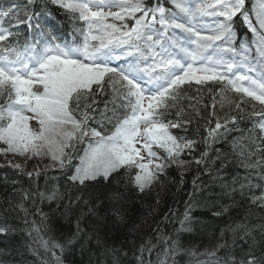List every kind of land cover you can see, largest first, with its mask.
I'll list each match as a JSON object with an SVG mask.
<instances>
[{
	"label": "snow or ice",
	"instance_id": "6c2138e0",
	"mask_svg": "<svg viewBox=\"0 0 264 264\" xmlns=\"http://www.w3.org/2000/svg\"><path fill=\"white\" fill-rule=\"evenodd\" d=\"M170 2L172 8L159 3L149 6L145 0H52V3L72 14L74 19L87 22L88 32L82 43H58L57 38L45 32L39 22L34 23L39 13L31 14L29 6L36 0H26L23 5L12 0L7 8L0 4V97H7V103L0 105V144L4 145L0 147V154H48L60 168L72 166V174L67 179L74 185L85 187L86 182L108 181L113 173L122 168L126 172L135 169L132 183L137 191L143 193L167 167L189 163L181 157L186 150H195V140L178 137L171 131L180 128L183 122L167 119L170 108H177V116L183 111L177 105L181 86L193 81L198 85L226 83L231 91L264 105V0H259L253 10L255 24L245 8L246 0ZM237 15L253 37L250 41L241 42L239 50L233 23ZM109 17L112 22H109ZM205 17L213 18L207 34L201 28L202 18ZM4 18H8L9 27H4ZM127 19L134 22L131 27L127 23L115 22ZM13 21L16 26L26 24L36 29L33 37L26 38L23 44L18 40L3 43L18 35L11 31ZM177 30L183 35H178ZM116 61L123 63L113 66ZM106 84H110L116 93L112 116L102 113V118L95 120L88 111L95 100L89 103V97L93 96L94 86L96 91H103ZM117 109H123L124 114H118ZM254 115L261 117L255 122L259 135L253 129L241 131L236 126V118L232 117L224 124L217 119L215 127L207 130L205 139L216 143L226 140L232 131L240 132L230 142L231 154L248 175L234 176L231 181L221 179V183L226 195L237 193L245 197L253 189H260L261 194L253 193L250 199L252 203L259 202L264 207V155H258L264 153V112ZM32 120L37 122L38 130L31 127ZM89 120H95L101 128L107 121L112 124V130L106 134L91 127ZM229 123L234 127L229 128ZM222 127L223 132L220 131ZM83 143H86V148L79 157V164L72 165V153ZM158 150H162L164 155ZM216 151V158L220 159L222 154L219 149ZM207 155V151L201 153L200 159L195 162L203 163ZM223 155L225 158L221 159V167H226L227 154ZM9 166L20 169L19 164L9 162ZM254 172L260 183L251 182ZM33 195L41 201H56L58 206L63 199L56 190L47 195L40 191L32 194L22 190L21 200L15 207L25 216L28 214L25 202ZM123 198L118 191L109 193V210L104 215L98 211L99 202L92 204L83 200L88 213L96 216L98 221L91 233L84 232V242L94 240L102 249L101 255L112 256V264H119L118 252L125 256L127 253L102 242L99 229L104 226L108 214L113 217L114 227L126 223L121 206ZM76 201L79 202L80 197ZM31 203L36 201L33 199ZM72 203L70 199L64 206L62 211L65 215ZM44 216L47 218V214ZM79 219L76 232L68 241L70 244L80 238L83 231ZM192 222L186 212L181 230L191 232ZM25 223L28 221L25 220ZM256 228H259L264 240V224L250 228L240 222L229 229L233 233V243L237 233L239 239L248 242V250H242V255H235L227 241L218 243L204 254L212 258V264H264V244L253 236ZM8 231L12 229L0 226V233ZM28 234L31 235V232ZM168 240L171 243L166 247L165 259L160 264H167L168 254L175 255L181 250L178 237H166L165 242ZM43 245L47 249L48 242L43 241ZM258 245L260 251L256 254ZM52 247L63 251L64 246L53 242ZM151 247L150 242H146L136 250L139 253L137 264H144V252L147 250L150 253ZM221 249H225L223 257L217 256ZM190 254L195 255L194 252ZM57 261L59 264V258Z\"/></svg>",
	"mask_w": 264,
	"mask_h": 264
},
{
	"label": "trees",
	"instance_id": "16d2710c",
	"mask_svg": "<svg viewBox=\"0 0 264 264\" xmlns=\"http://www.w3.org/2000/svg\"><path fill=\"white\" fill-rule=\"evenodd\" d=\"M36 1L43 2L42 7L49 9L56 21L63 23V27H66L69 18H73L72 14L58 6H50L44 0ZM147 1L148 3L165 2V0ZM22 25L28 27L26 24ZM115 95L110 84H106L103 91H96L94 86L89 103L92 99L95 103L88 111L95 120H100L102 113L112 116ZM178 96L177 105L183 111L180 116H177V108H171L176 110L174 114L172 112L171 115L167 114V119L183 122L182 126L174 132L179 135L185 134L187 139L195 140L197 142L193 150L195 152L189 153V163L185 167H169L159 177L160 181L159 179L154 181L143 193L137 191L132 183L133 174L130 170L126 172L123 168L113 173L108 181L86 182L87 187H85L74 185L67 179L73 171L70 168L62 178H58L59 171L51 167H45L36 172L31 169L23 170L9 165H0V226L12 229V231L0 233V264L7 258L22 259L26 255V250L28 251L27 247L35 244V240L38 239L48 242V255L39 254L35 257L38 264H58L57 258H59V264H101V262L112 264V256L101 255L102 249L94 240L84 242V232L91 233L98 221L96 216L88 213V207L83 204V200H89L92 204L99 202L98 211L104 215L109 210L107 197L113 191L123 194L121 206L126 223L114 227L113 217L108 214L104 226L99 229V238L107 245L115 246L127 253L126 256L120 252L116 254L119 264H137L136 256L139 253L136 250L146 242H150L155 250L151 254L147 250L144 252V264H160L165 259L166 247L171 243L170 240L165 242L166 237L172 239L178 237L181 248L175 255L168 254L167 264L171 261L177 264H201L205 261L212 264V258L204 253L206 250L211 251L218 243L224 241L233 247L234 254L237 256L242 255V250H248V242L239 239L238 233L233 243V233L229 229L240 222L246 223L250 228L253 225L264 224V207H261L259 202L252 203L250 199L253 193L260 195V189H253V192L245 197L237 193L225 194L226 189L221 179L231 181L234 176L248 175L243 167H237L240 162L231 154L229 143L219 144L215 147L216 149L210 148L211 153L205 157L203 163L197 164L195 161L200 159L201 153L205 152V148L208 150L211 145L206 141L204 132L205 127H212L213 119L217 118L224 123L226 120L230 121L232 117L244 116L246 120V117L250 116L252 120L256 117L254 113L264 110L260 104H255L217 82L201 85L185 84L178 90ZM5 99L6 96L0 97V105L5 102ZM81 104L83 105V101ZM117 111L118 114L123 115V109H117ZM95 120H89L91 127L106 134L112 130V124H108L107 121H104V128H101ZM114 123L115 120H113ZM81 149L82 146L78 150L81 152ZM217 149L222 154L220 159L216 158ZM223 154H227L226 167H221V159L225 158ZM237 169L240 172H236ZM29 172L33 175H27ZM251 182L260 183L255 172L252 174ZM22 190L32 194L40 191L46 195L56 190L63 199L59 201L58 206L56 201H41L33 195L29 201L25 202V207L28 209V214L25 216L23 211L15 207L21 200ZM77 197H80L79 202L76 201ZM33 199L36 201L35 204L31 203ZM70 199L73 203L70 211L65 215L62 210ZM81 210L84 212L83 216H81ZM186 212L193 221L191 232L181 230V222L184 221ZM44 214H47V218ZM78 217L80 218L79 226L83 231L80 238L70 244L68 241L76 232ZM25 220L28 223H25ZM185 224L187 225L186 221ZM29 232L31 235L28 234ZM222 232L223 237H221ZM253 236L264 244L259 228L253 230ZM53 242L63 245V251L53 248ZM255 251L259 254V245ZM191 252L195 255L190 254ZM224 254L225 249H221L217 256L223 257Z\"/></svg>",
	"mask_w": 264,
	"mask_h": 264
},
{
	"label": "bare ground",
	"instance_id": "6f19581e",
	"mask_svg": "<svg viewBox=\"0 0 264 264\" xmlns=\"http://www.w3.org/2000/svg\"><path fill=\"white\" fill-rule=\"evenodd\" d=\"M254 1V0H253ZM256 1H258L259 2V0H256ZM5 2H9V3H11L12 2V0H0V4H2V6L4 7L5 5H4V3ZM17 3H19V4H26V1L25 2H23V0H17ZM156 2H153V4H155ZM149 4H151L150 2H149ZM44 4H43V2H39V1H36V3L35 4H33V5H30L29 7H30V9H33V8H40V7H42ZM37 6V7H36ZM55 23H56V21L54 20V19H44V21H43V24L44 25H49V26H51V28L52 29H55ZM41 25V24H40ZM22 31H29V32H31V33H35L34 32V30H28V28H26V27H23V29H22ZM55 32H57V30L55 31ZM246 32H245V30H242L241 31V34H245ZM241 40L242 41H247V38L246 37H242L241 38ZM173 110V109H172ZM171 110V108L169 109V112H168V114H174V112H175V110H173L172 111ZM172 112V113H171ZM247 119L245 120L244 119V116H239V117H236V126H238L239 127V129L241 130V131H244V132H247V130L248 129H253V131H254V133H256V134H259L258 133V130H256V128H255V122L256 121H258L261 117H254L252 120H250V116H247L246 117ZM216 121H217V118H215V120L213 119V122H211V123H213L212 124V127L211 126H207V127H205V130L207 131L209 128H213V126L215 127V123H216ZM221 122V121H220ZM221 124H224L223 122H221ZM228 127L229 128H233L234 127V125L232 124V123H229L228 124ZM182 131H183V129H182ZM181 131V132H182ZM204 132L205 133V136L207 137V132ZM220 131L221 132H223L224 131V129H223V127L220 129ZM240 135V132L239 131H232L231 133H229V135L227 136V139L226 140H219V141H217L216 143H211V145H210V147L208 148V150L205 148V151H207V153H208V155H210V153H211V151H210V148H215V147H217L219 144H223V143H229L230 144V142L232 141V139H233V137H235V136H239ZM177 136L178 137H186L185 136V134H177ZM80 146L81 145H78L77 147H76V150H75V152H73L72 153V165H78V157H79V155H80V150H78V149H80ZM196 147V146H195ZM216 149V148H215ZM214 149V150H215ZM193 152H195V151H193ZM213 152V151H212ZM189 153H191V151L189 152L188 150H186V152H185V154L181 157V159H184V160H186V161H189V158H188V155H189ZM260 155H264V153H259ZM258 154V155H259ZM78 156V157H77ZM45 161L47 162V158L45 159ZM48 164V166L47 167H51V164L50 163H47ZM188 164V163H187ZM187 164H185V165H183V166H177V165H171V166H174V167H180V168H183V167H185ZM0 165H5L3 162H2V159H0ZM53 166V165H52ZM171 166H169V167H171ZM169 167H167L166 169H165V172L167 171V169L169 168ZM237 167H239V165L237 164ZM72 169V166H66V167H64V168H60L59 166H58V163H56V165L55 166H53L52 167V169H57L58 171H59V174L57 175L58 176V178H62V176L67 172V170L68 169ZM47 169H51V168H47ZM130 172L134 175L135 174V169H131L130 170ZM164 172V173H165ZM236 172H240L238 169L236 170ZM163 173V174H164ZM162 174V175H163ZM161 176V175H160ZM159 176V177H160ZM159 179V178H158ZM157 179V180H158ZM157 180H155V182L157 181ZM159 181H160V179H159ZM0 244H1V242H0ZM43 244V242L40 240V239H38V240H35V244H30V246L32 247H27V249H28V251L26 250V255H25V257H22V259H17V260H13V259H9V258H7V259H5V260H2V264H38L37 263V260H36V256H38L39 254H44V255H48V250L44 247V245H42ZM47 248H48V246H47ZM152 249H151V252H150V254L152 253V252H154V247H151ZM20 260V261H19ZM19 262V263H18ZM169 263V262H168ZM169 264H177L176 262H173V261H171Z\"/></svg>",
	"mask_w": 264,
	"mask_h": 264
},
{
	"label": "rangeland",
	"instance_id": "374dc122",
	"mask_svg": "<svg viewBox=\"0 0 264 264\" xmlns=\"http://www.w3.org/2000/svg\"><path fill=\"white\" fill-rule=\"evenodd\" d=\"M112 11H118V10L112 9ZM137 15H139V13ZM209 18L211 20H208V17L206 18V20L202 18V23L206 27V30L204 31L205 34H207V32H208L209 26L213 24V18L212 17H209ZM109 22H112L111 17H109ZM115 22L117 24L122 23L121 21H115ZM133 23H132V25H133ZM251 75H255V74L252 73ZM29 115H31V114H29ZM30 125L33 129L38 130V124L35 120L30 121ZM46 158H47V162L45 161ZM0 159H2V161L11 162V164H13V165L19 164L21 167L27 168L28 170L31 169V170H34L36 172L47 167L48 166L47 163H50L51 166L52 165L54 166L57 163V162L53 161L51 159L50 155H48V154H42L40 156H30V155L19 156V155H14V154L9 153L7 155L0 154Z\"/></svg>",
	"mask_w": 264,
	"mask_h": 264
}]
</instances>
